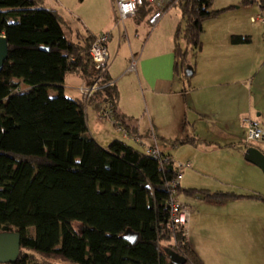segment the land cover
<instances>
[{
  "label": "trees",
  "instance_id": "16d2710c",
  "mask_svg": "<svg viewBox=\"0 0 264 264\" xmlns=\"http://www.w3.org/2000/svg\"><path fill=\"white\" fill-rule=\"evenodd\" d=\"M44 3L0 0V35L9 46L0 71V232L21 234L20 254L9 264H175L166 247L185 257V264H205L183 228L171 221L169 184L183 167L158 145L159 156L122 139L103 146L90 133L86 108L91 104L101 116L109 110V119L127 134L137 127L118 111L119 89L108 68L94 69L101 83L111 84L88 101L66 94V75L88 71L97 35L78 34L74 40L62 16ZM213 3L170 0L162 8L181 10L174 34L175 74L185 80L190 79L185 72L189 52L202 49L205 20L224 10ZM259 4L264 10V0ZM154 11L145 2L135 18L140 22ZM231 38L251 41L238 34ZM245 138L222 146L240 151L256 146L264 153V144ZM167 140L171 147L214 143L199 137ZM175 189L179 197L202 193L215 201L264 202L255 192H211L182 187L180 181ZM129 231L138 234L134 243L126 239Z\"/></svg>",
  "mask_w": 264,
  "mask_h": 264
},
{
  "label": "crops",
  "instance_id": "0c3cea01",
  "mask_svg": "<svg viewBox=\"0 0 264 264\" xmlns=\"http://www.w3.org/2000/svg\"><path fill=\"white\" fill-rule=\"evenodd\" d=\"M167 3L168 0H161L160 8H163ZM152 5L157 11L158 5ZM112 7L113 14L111 15L110 11H108L111 25H113L112 18L114 21L115 17L117 21L113 3ZM169 9L162 10L163 14L154 24H150L148 19L155 11L147 13L144 20L140 22H137L135 16L128 17L121 21L123 22V29L119 26L120 24L117 25L119 40L125 36L129 37L127 33L130 28L138 32L140 29L139 24L153 27L151 32H147V38H145L142 48L137 46L131 49V53L128 56V64L123 61L125 57L120 58L118 61V50L111 61L108 42L112 39L113 33L110 32V38L107 41L109 53L107 68L113 82L119 89L118 111L128 117L130 125L137 127L133 133L128 132L129 134L124 129L115 128L119 132L118 135H121L118 136V139L122 138L124 141L125 139L127 141L132 140L140 145L142 150L145 146L157 143L164 153H170L171 156L172 153L170 151L172 148L182 146L189 151V154L187 156L188 159L182 162L183 168L180 180L183 181L185 171L190 169L191 172L187 174V181L197 180L203 176L216 179L217 183V186H214L212 182H201V184H196L197 186L193 185L192 187L187 184L188 187L185 188L204 189L211 192L228 189L232 191L227 190V192L251 193L253 190L258 189V183H262V170L245 159V151L222 146L244 140V129L240 125V119L244 113L252 115L250 110L254 102L252 103L250 98L252 96L250 95L248 83L249 71L247 72L249 66L248 58L250 57L245 52L247 50L246 45L251 43L252 39L249 43H235L231 38L234 34L250 36V38L251 35L246 32L243 26L244 23L242 24L238 20L233 24L229 23L225 28L220 26L217 32L214 31L216 32L214 34L216 37L208 46H204L203 43L201 51L196 55L192 51L194 56L200 57L196 64L192 65L193 73L187 75L190 79L185 80L182 76L175 74L174 34L182 21V17L181 13L166 14ZM136 35V38L140 37L138 34ZM262 43V49H264L263 40ZM133 58L136 60L135 65H132ZM234 61L242 63V66H234L232 63ZM189 63L190 59L187 65ZM92 68L96 69L91 62L88 71L67 74L63 84L66 94L73 89H77L79 90V96L76 97L83 96L81 88L91 83L96 75L93 74L95 71ZM70 75H76L78 81L76 83L68 81V76ZM126 77L127 81L124 89L121 82ZM23 88L27 89L28 86L24 85ZM143 106H145L144 109H142ZM86 116L89 131L100 144L104 141L101 138L102 135H116L108 128H105V132L99 128V124H104L101 119L105 117L99 114V110L94 104L86 108ZM258 116H261V113H258ZM234 121L237 122L234 124ZM113 125L116 126L114 121ZM112 137L115 136L106 139L109 140ZM189 137H199L214 143H199L198 145L185 143L171 147L167 142V139ZM199 153L203 154L201 158ZM213 160L216 163L220 162L222 165L213 163ZM204 161L208 163L209 167L203 163ZM187 163H190V165H186ZM215 166L216 169H211V167ZM214 172H220L222 175L226 172L234 179L231 180L232 183L229 180H219L218 177H215L216 174ZM220 185H223L226 189H219L223 188L219 187ZM196 196L202 200L209 198L202 193L189 197ZM209 199L215 207H210L208 214L204 212L206 209L202 208L203 211L200 210L202 211L201 219H198L200 217L197 215L199 214L198 210H191L189 225L187 226V238L193 249L203 261L205 260V263L207 262L203 252L192 243L191 235L198 230L196 226H199L202 231L210 229L206 231V234L214 238L219 236L227 237L232 234L243 236L242 233L245 230L243 221L247 215L244 209L249 205L256 206L257 203L255 202H258V200L248 197L224 201ZM182 201L192 209L187 200ZM242 246L239 241L232 245L226 243L218 244L222 251L227 247H230L233 251H239L244 248ZM235 257L233 255L230 259ZM0 264L9 263L0 262Z\"/></svg>",
  "mask_w": 264,
  "mask_h": 264
},
{
  "label": "rangeland",
  "instance_id": "374dc122",
  "mask_svg": "<svg viewBox=\"0 0 264 264\" xmlns=\"http://www.w3.org/2000/svg\"><path fill=\"white\" fill-rule=\"evenodd\" d=\"M44 5L49 8L55 9L63 18L64 26L67 31V34L71 36L74 40L77 39L78 34L83 37H86L87 33L91 32L94 35H101L104 33H113L112 39L108 42V49L111 53V61L114 58L116 51L118 50V61L120 58H124L123 61L128 64V56L131 53V49L136 48L137 46L142 48L145 38H147V32H151L153 27L151 25L139 24V31L132 30L133 28L128 29L127 33L129 37H124L119 40L118 34V26L117 21L114 17V21L112 18V23L109 22L110 17L108 16V11H110L111 15L113 14V7L111 0H44ZM213 7L215 9H224L217 16L209 18L204 22V32L201 36V41L204 43V46H208L213 39L216 37V32L223 26L224 28L230 24H233L236 20L240 23H244L243 26L246 32L251 35V43L247 44L246 54L249 55L248 58L249 66V91L250 97L252 99L253 106L251 107V114L244 113L240 119V125L244 129L245 135V125L243 123V118L245 116H251L253 119H260L261 126L264 128V49H262V40L264 41V24L262 22H253L251 20L252 16H255L259 13L264 14V10L260 7L259 0H213ZM223 7V8H222ZM176 13H181L180 7L178 5H172L170 9L166 12V14L172 15ZM134 23V21H133ZM121 29H123V22H120ZM116 28V29H115ZM241 28V26H240ZM216 31V32H214ZM123 34V33H122ZM138 34L140 37L136 38ZM222 37L221 35H219ZM123 37V36H122ZM227 37V36H226ZM136 40H135V39ZM182 45H184L183 39H181ZM199 55V54H198ZM200 57V56H199ZM197 56L192 54V51L189 53L190 63L189 65L196 64L199 59ZM119 63V62H118ZM233 65H241L242 63H238L237 61L232 62ZM243 63H245L243 61ZM119 65V64H118ZM122 65V64H121ZM94 71V68H92ZM121 69V67H120ZM92 71V70H91ZM76 75L68 76V81L75 82L78 81ZM127 77L121 82L124 89L126 86ZM79 90L73 89L71 92H68V96H79ZM126 96V95H125ZM250 103V102H249ZM145 106L142 107L144 109ZM245 108V107H244ZM246 109V108H245ZM258 113H261V116H258ZM102 123L99 124V128L105 132V128L110 129V131L116 135H102L103 138L102 145L107 146V144L115 139L119 138V132L115 129L116 126L113 125V120L109 118H102ZM262 121V122H261ZM237 121H234V124ZM101 136V135H100ZM112 139L107 140L106 138ZM122 139V138H120ZM124 140V139H123ZM131 145L142 149L140 145L130 140L127 141ZM156 143V142H155ZM157 144V143H156ZM158 145V144H157ZM166 148L165 146H163ZM168 148V147H167ZM169 149V148H168ZM172 153L174 161L180 166L182 162L188 159L189 151H187L182 146H178L172 148L170 151ZM203 156L202 153H199V157ZM183 160V161H182ZM203 163L209 167L208 163L204 161ZM215 164H221L213 160ZM222 165V164H221ZM211 169H216L215 167H211ZM191 170L187 169L185 171V178L183 181L180 180L182 187L193 186L196 184H201V182H212L214 186H217L216 179L201 177L197 180H188L187 174L190 173ZM219 180L225 181L229 180L231 182L232 178L228 173L221 174L220 172H214ZM263 173V172H262ZM191 175V174H190ZM227 175V176H226ZM262 183H258V189L253 190L252 192L261 194L264 196V173H263ZM232 183V182H231ZM235 184V183H234ZM197 186V185H196ZM219 189H226L223 185H220ZM228 189L224 190L227 192ZM232 191V190H228ZM251 192V193H252ZM181 200L188 201L191 205V210L199 211L201 219L202 208L206 209L204 212L206 214L209 213L210 207L213 206L211 200L209 198L200 199L199 197H189L184 194L180 195ZM253 203V202H252ZM256 206L249 205L244 209V212L247 213L245 219L243 221V236L240 234H232L227 237H212L206 234L207 229L202 231L199 226H196L198 230L193 232L192 243L199 248L203 252V256L206 257L205 264H264V202L258 201ZM202 210V211H200ZM204 215V214H203ZM189 224H187L188 226ZM195 227V226H194ZM187 234V231H186ZM241 242L243 249L239 251H233L230 247L225 248V250H220L218 247L219 243H226L228 245H232L235 242ZM221 251V252H220ZM239 254V256H238ZM236 256L233 259H230L231 256ZM238 256V257H237ZM204 259V258H203ZM205 261V260H204ZM67 264V262H62Z\"/></svg>",
  "mask_w": 264,
  "mask_h": 264
},
{
  "label": "built area",
  "instance_id": "2783aa9c",
  "mask_svg": "<svg viewBox=\"0 0 264 264\" xmlns=\"http://www.w3.org/2000/svg\"><path fill=\"white\" fill-rule=\"evenodd\" d=\"M114 6V10L117 16V25L121 21H124L128 17H133L138 12L139 8L145 3L158 5L159 9L150 17L149 23L154 24L157 22V19L163 14L161 6V0H111ZM170 1V0H168ZM253 22H262L264 24V14L259 13L251 17ZM110 38V33H104L98 35L93 43L90 46L89 54L92 60V63L96 70L107 69L109 64V53L107 49V41ZM136 60L133 58L132 65H135ZM101 76L93 78L92 82L88 85H85L81 88L83 97L88 101L96 91L108 86L111 82L101 83ZM103 117L110 118L109 110H103ZM243 123L245 125V140L247 142H254L258 144H264V128L261 126V123L258 119H253L250 116H245L243 118ZM139 140V138H137ZM145 151L147 153L158 155L159 149L157 144L151 146H145ZM186 165H190L187 163ZM180 167H183V164H180ZM182 174L178 175L177 180L169 184L171 197L169 199L170 213L172 225L182 227L185 234L187 231V224L189 223L191 209L185 204L177 194L175 189L178 182L180 181Z\"/></svg>",
  "mask_w": 264,
  "mask_h": 264
},
{
  "label": "water",
  "instance_id": "95a60500",
  "mask_svg": "<svg viewBox=\"0 0 264 264\" xmlns=\"http://www.w3.org/2000/svg\"><path fill=\"white\" fill-rule=\"evenodd\" d=\"M8 39L5 35H0V71L4 66V62L8 58ZM193 73V66L187 65L186 74ZM244 157L248 161L257 165L264 173V153L259 147L250 146L244 152ZM203 197V195H201ZM82 227V226H80ZM138 234L129 231L126 234V239L134 243L137 240ZM21 248V234L18 231H4L0 232V262L13 263L17 260ZM169 258L175 264H185L186 259L176 250L171 247L165 248Z\"/></svg>",
  "mask_w": 264,
  "mask_h": 264
}]
</instances>
